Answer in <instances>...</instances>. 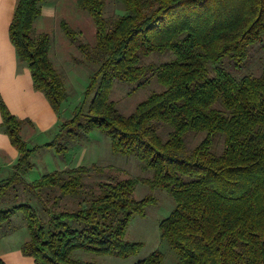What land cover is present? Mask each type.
Returning a JSON list of instances; mask_svg holds the SVG:
<instances>
[{
	"label": "trees",
	"instance_id": "16d2710c",
	"mask_svg": "<svg viewBox=\"0 0 264 264\" xmlns=\"http://www.w3.org/2000/svg\"><path fill=\"white\" fill-rule=\"evenodd\" d=\"M43 1L17 0L8 33L33 86L58 113L68 95L49 57L51 36L33 29ZM118 1L124 13L108 21L105 0H77L95 26V44L78 43L92 73L82 100L52 140L29 148L20 135L24 121L0 101L4 131L18 151L12 171L0 179V198L17 186L36 197L46 189H58L59 196L77 194L87 173L83 166L30 182L24 176L38 149L59 152L98 130L109 138L112 153L134 156L151 171L142 182L173 196L175 206L159 230L178 254L177 264H264V61L259 74L240 78L220 67L227 59L241 69L252 46L264 39V0ZM60 27L70 41H78L65 21ZM153 52H170L173 58L144 63ZM151 78L163 89L128 115L108 98L115 81L139 88ZM191 132L203 136L187 149ZM98 184L99 192L83 207L43 206L48 218L42 221L36 207L20 203L0 209V225L17 211L23 214L29 238L21 253L37 264H96L72 258L74 250L121 258L136 254L142 244L125 240V229L154 198L135 199L130 178ZM162 260L155 250L134 264ZM0 264H5L1 257Z\"/></svg>",
	"mask_w": 264,
	"mask_h": 264
},
{
	"label": "rangeland",
	"instance_id": "374dc122",
	"mask_svg": "<svg viewBox=\"0 0 264 264\" xmlns=\"http://www.w3.org/2000/svg\"><path fill=\"white\" fill-rule=\"evenodd\" d=\"M17 1V0H16ZM124 13L118 0H105L104 17L111 21ZM65 21L75 32L78 41H70L63 33L60 22ZM35 34L47 32L51 36L49 57L54 69L58 72L67 98L61 105L62 118L71 116L73 108L82 100L83 93L92 73V64L85 60L78 43L95 44V26L90 15L78 7L77 0H45L41 3V14L34 20ZM173 58L170 52H153L143 57L144 63L168 62ZM264 61V39L252 46L248 60L241 69L224 59L220 67L240 78L244 74H259ZM215 65L212 66V68ZM215 70H210L214 74ZM163 86L154 78L137 88L136 84L115 81L109 99L116 103L117 109L123 114H130L136 104L152 92H159ZM55 135H53L54 137ZM203 136V132H191L185 138L187 149H191ZM53 137L50 139L52 140ZM221 139L215 144L218 152ZM31 169L24 176L27 181H33L54 170H63L83 166L87 173L83 185L75 195H61L59 190H43L40 197L32 195L22 186L9 189L0 198V209L20 203H29L37 208L42 221H46L48 213L43 206L53 210H73L85 206L86 200L99 192V182H110L115 179L130 178L135 181L134 197L139 200L152 196L154 202L147 205L145 214L133 215L127 224L124 239L130 242H140L141 248L134 255L125 258L113 255L98 254L84 250H74L72 258L89 261L96 264H134L146 258L153 251L163 254L160 264H177L178 254L170 248L165 239L160 237L159 222L167 217L175 206L174 198L167 191L142 182L151 177V171L143 170L141 163L131 155L112 153L109 138L98 130H92L87 138L57 152L54 148L37 150L30 158ZM56 196H58L56 198ZM29 238L26 222L20 211L15 212L7 222L0 225V257L5 264H37L33 258L21 253V244Z\"/></svg>",
	"mask_w": 264,
	"mask_h": 264
},
{
	"label": "crops",
	"instance_id": "0c3cea01",
	"mask_svg": "<svg viewBox=\"0 0 264 264\" xmlns=\"http://www.w3.org/2000/svg\"><path fill=\"white\" fill-rule=\"evenodd\" d=\"M15 4L16 0H0V101L24 121L20 135L31 148L49 142L64 119L62 109L55 112L43 92L35 89L27 65L18 59L10 41L8 24ZM17 159L18 151L4 131L0 112V179L10 174Z\"/></svg>",
	"mask_w": 264,
	"mask_h": 264
}]
</instances>
